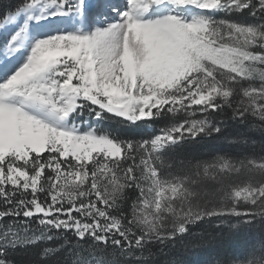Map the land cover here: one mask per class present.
<instances>
[{"label":"snow or ice","instance_id":"6c2138e0","mask_svg":"<svg viewBox=\"0 0 264 264\" xmlns=\"http://www.w3.org/2000/svg\"><path fill=\"white\" fill-rule=\"evenodd\" d=\"M206 138L227 150L192 155ZM240 237L209 264H264V0L0 15V264H186Z\"/></svg>","mask_w":264,"mask_h":264},{"label":"trees","instance_id":"16d2710c","mask_svg":"<svg viewBox=\"0 0 264 264\" xmlns=\"http://www.w3.org/2000/svg\"><path fill=\"white\" fill-rule=\"evenodd\" d=\"M17 0H0V15L5 13L11 6L15 5ZM221 16L223 14H220ZM104 127H117L115 121H106ZM153 127H159V125H144L142 124L137 131L143 132L145 128L151 130ZM234 131L230 129L229 132ZM258 139V138H257ZM227 145L223 138H206L200 141L193 147L192 155L207 156L208 154L219 150H227ZM246 247V240L243 237L236 238L235 241H231L224 246L213 245L207 248H200L188 252H181L179 249L177 253L180 258L186 261V264H209V261L216 256L227 255H239L244 252ZM37 251H39L37 249Z\"/></svg>","mask_w":264,"mask_h":264},{"label":"rangeland","instance_id":"374dc122","mask_svg":"<svg viewBox=\"0 0 264 264\" xmlns=\"http://www.w3.org/2000/svg\"><path fill=\"white\" fill-rule=\"evenodd\" d=\"M217 151H219V149H217ZM234 241H235V239H234Z\"/></svg>","mask_w":264,"mask_h":264}]
</instances>
